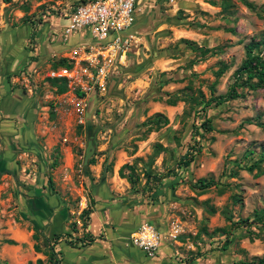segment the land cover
I'll use <instances>...</instances> for the list:
<instances>
[{
    "label": "rangeland",
    "instance_id": "1",
    "mask_svg": "<svg viewBox=\"0 0 264 264\" xmlns=\"http://www.w3.org/2000/svg\"><path fill=\"white\" fill-rule=\"evenodd\" d=\"M79 1L0 0V79L16 60L7 79L25 94L23 108L11 104L17 116L0 113V264H241L262 256L264 87L207 108L213 129H199L200 151L173 186L150 195L143 173L165 172L193 143L195 111L227 91L246 45L263 36L264 12L241 0H136L112 58L114 40L99 42L87 29L67 34ZM185 40L211 51H192ZM101 66L106 75L97 79ZM60 68L71 76L58 94L48 74ZM158 113L168 124L148 129ZM124 165L133 185L119 175ZM199 178L214 183L194 188ZM33 202L44 209L38 221ZM223 210L235 221L263 220L231 230L225 243L213 232L229 229ZM94 213L107 218L95 236L86 232ZM142 225L158 236L151 253L133 242Z\"/></svg>",
    "mask_w": 264,
    "mask_h": 264
},
{
    "label": "trees",
    "instance_id": "2",
    "mask_svg": "<svg viewBox=\"0 0 264 264\" xmlns=\"http://www.w3.org/2000/svg\"><path fill=\"white\" fill-rule=\"evenodd\" d=\"M8 2L9 0H4ZM242 3L250 10L257 11L259 9L261 12H264V5H260L259 7L249 0H241ZM227 3H224V6H226ZM230 31H233L232 29H229ZM185 43L192 51H197L201 54H207L211 51V48L199 46L196 44V42L191 40H185ZM264 47V33L263 36L255 41L251 40L246 45V57L245 59L240 63V65L235 69L234 71V80L230 84L229 88L224 94L219 95H211L207 100L204 101L203 106L195 111V116L197 117V125L194 130L195 136L193 139V143H191L184 154L180 155L178 159L176 160L175 164L173 166L168 167L165 172L163 173H151L149 171H144L143 175L145 178V184H144V190L145 192L149 193L150 195H155L157 192H159L161 189L166 187H171L180 179V175L177 176V173L184 171L190 163L195 159L197 153L200 151V146L198 144L197 136H199L200 132L199 129H204L205 131H211L213 129V126L211 124V120L206 115V110L209 107H215L217 105L222 104L225 101L236 99L238 97H241L243 95L242 90L244 87L248 90H255L260 87H264V56L260 54V51ZM60 64L66 67H70V64L66 63L64 59L59 60ZM226 66L222 65L217 71L216 74L220 75L224 72ZM48 80L50 81V84L55 87V92L60 94L63 93L66 90V78L65 77H59V78H50L48 77ZM79 95H83L82 92H78ZM184 99H188L189 101H196V98L193 96H186ZM177 98L168 99L167 102L169 104H175ZM200 101V100H199ZM149 124L148 129H159L162 126L168 124V119L166 116H164L162 113H158L155 117L151 118L149 121L146 122ZM258 125L263 126L264 122H258ZM92 162V160H91ZM125 167H129L132 169L131 165H124L119 169V175L121 177H126L129 182L133 185L135 183L136 178H132L131 174H125L123 169ZM252 168V167H249ZM214 183L211 179L206 178H199L197 179L192 186L197 189H208L212 184ZM234 202H236L238 199L233 196ZM214 208H211V211H214ZM227 216V219L229 220V229L223 230L224 228H215L213 232H222L225 234V243L230 242V235L231 230H234L239 227H249L251 223L260 222L263 220L262 216H258V214H255L253 218L246 217V218H240L237 221L233 220L231 218V215H227V210H223L222 212ZM204 233H208L207 230H205ZM56 238L62 237L60 233L54 234ZM35 238H37V235H34ZM92 239H85L79 240L82 242V244L89 243ZM66 241L70 242V240ZM8 244H14L15 242L10 239L5 240ZM36 249H38L37 246H35ZM53 249H51V252L49 253L50 258L53 255ZM37 264H41L42 261L40 259L36 260ZM57 263L56 260L53 264ZM32 264V263H29ZM241 264H264V254L260 257H255L252 259V261H244L241 262Z\"/></svg>",
    "mask_w": 264,
    "mask_h": 264
},
{
    "label": "built area",
    "instance_id": "3",
    "mask_svg": "<svg viewBox=\"0 0 264 264\" xmlns=\"http://www.w3.org/2000/svg\"><path fill=\"white\" fill-rule=\"evenodd\" d=\"M135 2L136 0H81L74 6V10L68 16L70 22L66 27V32L69 34L87 29L92 37L99 42L114 40L110 44L113 45L114 52L109 50V55L114 58L120 49L119 37L121 33L126 30L133 21ZM112 67L113 63L111 59H109L106 68L110 70ZM104 68L105 67L102 66L97 68V79L106 75V70ZM48 75L51 78L71 76L67 68L52 70ZM141 231L142 228L139 232ZM133 237V242L145 252L151 253L153 248L157 246L154 242L149 240H143L141 237L136 236Z\"/></svg>",
    "mask_w": 264,
    "mask_h": 264
},
{
    "label": "crops",
    "instance_id": "4",
    "mask_svg": "<svg viewBox=\"0 0 264 264\" xmlns=\"http://www.w3.org/2000/svg\"><path fill=\"white\" fill-rule=\"evenodd\" d=\"M7 52H8V55L11 54V52L9 50ZM15 61L16 60H13L12 58L9 59V64H8V67L6 68V71H5L6 77L3 79H0V113H2V115L3 114H9V115H13V116L18 115L17 113L19 112V110H18L19 107L14 108L11 105V104H13L14 101H17V99L19 100L18 102L21 103L20 108H23L22 99L25 96V94L22 93L21 89H15V88L10 87L9 81L7 79L8 75H10V73H12L11 71H14V69L16 70V68H17ZM52 87L55 88L54 86H52ZM6 98L8 99L9 104H6V101H5ZM9 105H11V108L9 107ZM37 205H38V203L33 202V210L35 207H37ZM34 211H36L38 213L36 215L37 217L34 218L35 221L42 219L43 216L40 214V213H44V209L42 208V206H38L37 208H35ZM59 213H61V212H58V215L54 216V221H55L54 226H57V227L63 223L59 218ZM106 219L107 218L101 217L98 213H94L91 216L90 222H88V225H87L88 227H87L86 232L89 231V234L95 236L96 231L101 230V228L104 227V222H106ZM114 232L111 231V233H114ZM127 233H128V228L127 229L122 228V230H120V232H118L117 235L119 238L124 239L125 236L127 235ZM135 253H137L139 255H141V254L143 255L144 252L140 248H137ZM74 256L76 257V255H74ZM70 259H72V258H70Z\"/></svg>",
    "mask_w": 264,
    "mask_h": 264
},
{
    "label": "bare ground",
    "instance_id": "5",
    "mask_svg": "<svg viewBox=\"0 0 264 264\" xmlns=\"http://www.w3.org/2000/svg\"><path fill=\"white\" fill-rule=\"evenodd\" d=\"M109 49L112 52H114L113 45H109ZM121 58H123V56ZM133 236L141 237V239H143V240H149L151 242H154L155 245L159 244V241L157 239V235L153 232L151 227H149V226L147 227L146 225H144V226L142 225V231L134 233Z\"/></svg>",
    "mask_w": 264,
    "mask_h": 264
}]
</instances>
